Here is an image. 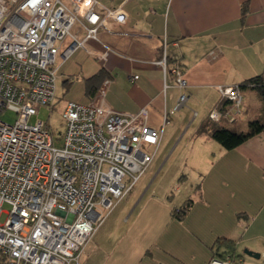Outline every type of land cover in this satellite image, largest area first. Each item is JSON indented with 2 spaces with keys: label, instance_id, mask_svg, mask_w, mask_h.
Listing matches in <instances>:
<instances>
[{
  "label": "crops",
  "instance_id": "obj_1",
  "mask_svg": "<svg viewBox=\"0 0 264 264\" xmlns=\"http://www.w3.org/2000/svg\"><path fill=\"white\" fill-rule=\"evenodd\" d=\"M98 1L112 8L122 0ZM123 9L125 24L109 19L98 40L87 41L86 48H76L65 59L59 55L56 81L62 78L64 86L84 82L88 103L109 78L105 102L123 113L146 107L148 124L162 131L156 154L181 124V108L171 112L181 90L170 68L179 64L188 83L185 106L193 108L189 124L198 119L191 139L203 140L204 149L192 168L198 183L188 189L191 193L184 190L172 205L156 201L143 214L149 199L136 216L123 213L125 195L86 245L82 264H206L220 238L230 242L240 264H264V132L230 150L198 134L209 111L222 101L219 84L239 85L264 71V0H127ZM95 10L103 13L99 5ZM80 22L72 30L82 37ZM67 43L60 44V51ZM210 50L215 57L208 56ZM104 51L105 58L97 55ZM163 54L165 71L156 63ZM241 91L240 114L233 123L221 120L219 125L245 131L242 123L247 128L249 121L264 119L257 91L249 85ZM176 189L180 193L181 186ZM186 196L193 197V204L183 217H173Z\"/></svg>",
  "mask_w": 264,
  "mask_h": 264
},
{
  "label": "built area",
  "instance_id": "obj_2",
  "mask_svg": "<svg viewBox=\"0 0 264 264\" xmlns=\"http://www.w3.org/2000/svg\"><path fill=\"white\" fill-rule=\"evenodd\" d=\"M126 1L111 8L98 0H0V111L17 113L13 123L0 119V214L2 205L9 206L0 222V264H82L95 231L152 161L162 131L148 124L146 107L123 113L108 105L103 94L109 78L96 99L66 102L62 131L40 120L28 122L38 107L54 101L59 55L65 59L98 40L109 19L125 24ZM78 22L82 37L72 30ZM65 39L69 43L60 51ZM156 63L165 71V54ZM170 71L181 90L174 112L186 105L188 83L179 64ZM217 89L226 103L211 109L208 118L233 123L243 93L236 84ZM206 264L240 260L226 254Z\"/></svg>",
  "mask_w": 264,
  "mask_h": 264
},
{
  "label": "rangeland",
  "instance_id": "obj_3",
  "mask_svg": "<svg viewBox=\"0 0 264 264\" xmlns=\"http://www.w3.org/2000/svg\"><path fill=\"white\" fill-rule=\"evenodd\" d=\"M85 99L86 88L84 82L74 81L73 83H69L68 86H64L62 78H58L54 101L49 105L38 107L36 113L28 118V122L36 123L40 120L49 125L54 132L62 131L64 128L62 111L66 102L77 100L85 103ZM191 109L193 110L187 104V106L179 110L181 124L176 126L166 145L159 147L144 175L141 176L140 180L126 194L123 199V202H126V206L123 208L125 215L136 216L142 211L143 205L149 199L153 201L148 204V208L143 214L151 212L152 205H155L156 201L165 199L172 205V203H175L181 197V192L192 189V186L198 183V175H196L192 168L195 167L194 162L196 158L198 159L197 155L204 149V141L191 139L198 122V119H196L189 124L192 116ZM16 118L17 113L12 109L0 111V119L7 123H13ZM246 118L243 120L245 121ZM225 125L231 128L234 127V125L230 124ZM235 128L239 130V126L235 125ZM240 128L247 129L243 123ZM165 134L164 141L167 138V133ZM213 140L211 139L209 142L215 143L216 141ZM143 149L147 152H151L152 150L149 147H143ZM179 185L181 186L180 193L176 189ZM189 192L191 193V191ZM186 197L189 198L188 196ZM190 198L193 200L192 196ZM2 210L4 212L0 214V222H4L7 217L6 212L9 211V206L7 204L2 205Z\"/></svg>",
  "mask_w": 264,
  "mask_h": 264
},
{
  "label": "trees",
  "instance_id": "obj_4",
  "mask_svg": "<svg viewBox=\"0 0 264 264\" xmlns=\"http://www.w3.org/2000/svg\"><path fill=\"white\" fill-rule=\"evenodd\" d=\"M246 10H247V3H244L241 7L242 16H244ZM247 85L251 86L253 89L257 91L259 97L264 103V71L258 75L245 79L241 84L238 85V87L241 90V88H244ZM224 103H226V101L219 102L217 107L224 105ZM219 124H220L219 122L212 121L208 118L205 124H203L199 128L198 134H202V133L208 134L212 139L219 142L227 150L237 147L238 145H240L241 143H243L244 141H246L248 138L252 137L255 134L264 132V119L249 121L247 125V129L245 131L231 130ZM192 204H193V200L191 198L186 199L179 207L174 208L172 210L171 213L173 217L176 218L183 217L187 213V211L189 210ZM222 246L226 247V249L221 250ZM215 247L216 248L213 249L212 256L223 257L226 254L231 256L234 255L232 245L230 246V242L227 240H223V238H220L219 241H217V245Z\"/></svg>",
  "mask_w": 264,
  "mask_h": 264
},
{
  "label": "water",
  "instance_id": "obj_5",
  "mask_svg": "<svg viewBox=\"0 0 264 264\" xmlns=\"http://www.w3.org/2000/svg\"><path fill=\"white\" fill-rule=\"evenodd\" d=\"M246 253L251 255V256H255L252 252H246Z\"/></svg>",
  "mask_w": 264,
  "mask_h": 264
}]
</instances>
